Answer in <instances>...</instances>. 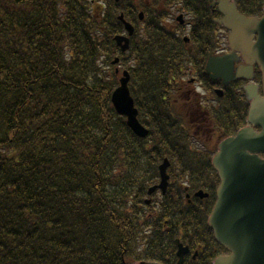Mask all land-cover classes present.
Listing matches in <instances>:
<instances>
[{"label": "trees", "instance_id": "16d2710c", "mask_svg": "<svg viewBox=\"0 0 264 264\" xmlns=\"http://www.w3.org/2000/svg\"><path fill=\"white\" fill-rule=\"evenodd\" d=\"M235 1L262 14L264 0ZM121 14L136 26L126 54L114 40ZM219 19L211 0H0V264H176L179 238L201 248L185 264L224 251L207 225L219 185L211 162L249 104L244 83L219 99L205 73L225 45ZM116 58L146 139L111 103ZM166 158L168 191L147 205ZM200 189L207 200L194 198Z\"/></svg>", "mask_w": 264, "mask_h": 264}, {"label": "water", "instance_id": "95a60500", "mask_svg": "<svg viewBox=\"0 0 264 264\" xmlns=\"http://www.w3.org/2000/svg\"><path fill=\"white\" fill-rule=\"evenodd\" d=\"M218 5L225 16L221 22L231 31L229 43L235 53L211 58L207 71L213 74L214 79L222 78L228 84L234 79V65L235 61H239L237 53H240L248 66L238 69V77L252 79L253 65L257 64L262 70L264 94V17L247 18L238 12L235 2L230 0H220ZM120 20L125 24L129 36H133V26L125 23L123 16ZM180 20L183 18L180 17ZM115 41L123 52L129 50V38L116 37ZM129 81L130 76L125 72L112 101L119 115L127 118L128 126L134 133L145 138L149 132L138 120ZM246 91L253 100L249 115L252 127L244 128L236 137L223 141L213 160L221 186L209 224L216 240L231 252L230 256L219 258L216 264H264V159L260 157V154L264 155V97L259 96L256 85L247 86ZM219 94L223 96L222 91ZM254 127H260L261 132H256ZM169 165L166 161L161 166L162 182L159 187L151 189L150 194L157 188L166 191ZM187 252V248L180 245V263Z\"/></svg>", "mask_w": 264, "mask_h": 264}, {"label": "bare ground", "instance_id": "6f19581e", "mask_svg": "<svg viewBox=\"0 0 264 264\" xmlns=\"http://www.w3.org/2000/svg\"><path fill=\"white\" fill-rule=\"evenodd\" d=\"M125 72H126V71H123V72H122V76H123V77H124V73H125ZM128 87H129V84H128Z\"/></svg>", "mask_w": 264, "mask_h": 264}]
</instances>
